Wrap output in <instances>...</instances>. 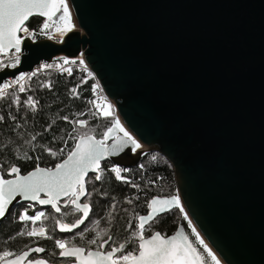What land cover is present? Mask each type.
I'll return each instance as SVG.
<instances>
[{
  "label": "water",
  "instance_id": "obj_1",
  "mask_svg": "<svg viewBox=\"0 0 264 264\" xmlns=\"http://www.w3.org/2000/svg\"><path fill=\"white\" fill-rule=\"evenodd\" d=\"M68 4L83 32H70L62 43L26 38L19 65L0 70V85L41 63L82 55L118 120L144 146L134 152L129 143L100 166L132 168L157 152L171 167L193 225L221 261L264 264V0ZM35 16L42 17L29 19ZM116 138L124 134L114 132L106 144ZM10 169L7 180H14ZM25 204L50 206L17 195L0 224ZM151 213L152 207L145 216Z\"/></svg>",
  "mask_w": 264,
  "mask_h": 264
},
{
  "label": "snow or ice",
  "instance_id": "obj_2",
  "mask_svg": "<svg viewBox=\"0 0 264 264\" xmlns=\"http://www.w3.org/2000/svg\"><path fill=\"white\" fill-rule=\"evenodd\" d=\"M59 13L60 24L56 28V32L62 37L74 29L72 23V15L69 10L67 0H0V53H6L9 49H15L16 53L21 52V46L24 44L26 38H34L36 33L30 31L29 27L25 25V22L29 17L34 14L47 17V20H52L54 16ZM49 28V24L44 22L41 29V34L48 35L44 30ZM20 33L26 34L25 37L20 36ZM51 39V36H48ZM59 42H63L62 40ZM20 63L19 58L16 59L15 63L11 65L4 64L3 68L12 67L16 68ZM63 63L76 64V60L63 59ZM80 64L84 61L81 59ZM45 68L50 65H44ZM2 70V69H0ZM69 72L71 69H67ZM32 75H35L33 73ZM89 72V76H91ZM25 79V75L19 76L20 81ZM10 85L5 83L3 87L7 89ZM20 91L23 92L24 88L21 87ZM75 91V90H73ZM27 103L35 107V102L28 98ZM107 111H104L105 118L111 115V105L104 106ZM82 115V113H81ZM4 119L0 116V121ZM67 120V117H63ZM72 123H79L81 127L86 126V121H76ZM115 126L108 128L104 133L103 138L96 140L92 136H81L79 137V143L75 144L74 150H72L67 159L56 165L55 170L40 168L38 165L35 171L29 173L27 176L20 175V169L18 167H11L10 174H15L17 177L14 180H5L0 175V220H3L5 215L9 211V205L15 199L17 195H23L25 199L32 201H38L42 205H51L56 212L61 211L59 206V197L67 196L68 204H71L76 212L83 213V216L76 219L72 224H63L60 221H56L60 225V231L68 232L72 231L73 228L79 227L87 219L90 207L88 204H80L79 200L81 196L87 195L85 187V177L88 172L97 173L91 180H101L103 169L100 167V161L102 158L109 154H116L121 152L126 145L131 143L133 150L139 149L141 145L120 125V122L116 120ZM114 132H123L124 139H115V143L109 147L106 141L112 138ZM35 139V137H33ZM53 156L56 155L50 149H46ZM63 149H61V153ZM39 159V157H37ZM111 173H114L116 179H124L121 176L122 169L118 166H113L109 169ZM123 171H127L124 169ZM131 183L130 181H126ZM133 187L137 185L133 184ZM40 193H45L49 196L48 199H40ZM131 202V201H129ZM67 206V204L65 205ZM152 207V213L148 216L139 217V228L141 231L144 229L145 224L154 219L155 215L163 212L170 211L173 207L178 208L179 212L183 214V219L188 221L189 227L192 226V221L188 218L187 212L180 202L178 195L173 196L169 199L153 198L149 205ZM159 206V207H156ZM44 212H39L35 216H29L25 211L19 219L22 221H35L40 220L44 217ZM98 223V222H97ZM192 232L196 235L199 244L203 246L204 251L211 257L213 264H220V261L212 253L211 249L204 243L203 239H200L199 233L192 227ZM24 235V233H20ZM28 236L32 237H47L44 228L39 230L33 228L27 233ZM141 243L139 245V254L136 255L133 252H128L119 259H114V254L117 251H122L124 245L121 244L119 248H113L107 253L101 252H89L87 257L84 256V249L75 247L67 249L66 243L62 240H57L56 247L62 251L60 255L63 257H74L79 264H120V260L124 264H205V259L200 253L194 248L191 242L188 241L187 237L183 233H178L177 236H173L171 239H165L159 232H157L150 240H144L143 236H140ZM95 243V240L91 241ZM103 246V245H101ZM32 252L42 253L45 251L42 247L31 249ZM14 254L9 251H4L0 255V261H5V264H22L27 259L29 252H24L22 255L17 256L14 260H6V258L13 256ZM28 264H47V261L43 259L28 260Z\"/></svg>",
  "mask_w": 264,
  "mask_h": 264
},
{
  "label": "trees",
  "instance_id": "obj_3",
  "mask_svg": "<svg viewBox=\"0 0 264 264\" xmlns=\"http://www.w3.org/2000/svg\"><path fill=\"white\" fill-rule=\"evenodd\" d=\"M44 21L45 18L35 16L25 23L30 31L36 33L35 37L31 38L32 41L42 40L43 37L38 34H41ZM7 53L12 54L13 51L0 55L6 57ZM57 60L55 58L51 64L45 63L50 67L42 72L33 71L27 77V85H23V92L12 90L0 97V116L4 117L0 121V173L5 178L6 172L13 166L18 167L21 174L28 173L37 165L41 168H53L66 158L79 137L94 136L102 139L108 128L114 125L115 117L111 102H108L112 106L108 118L92 114L95 110L90 105L95 86L94 78L84 69L71 68L69 74L50 69L56 67ZM33 73L35 75H32ZM29 97L35 102L34 108L27 103ZM63 117H67V120ZM76 121H86V126L81 127L79 123H72ZM46 149H50L56 155H51ZM137 175L138 184L135 182L124 184L120 179L108 177L100 183L93 181L95 187L89 189L88 197L94 203V208L109 206L107 201L110 198L104 194L106 192L109 196L131 195L130 200H125L126 205L132 206L133 202L134 207L141 208L153 195L165 194L170 197L177 195L171 167L156 153L142 157ZM133 184L137 187H133ZM20 206L15 210V220L5 222L1 235L9 236L19 231L24 233L25 227L17 222L19 210L23 205ZM179 227L192 246L204 257L205 264H210L207 252L199 244L192 227H189L188 221L183 219L182 214L180 215L178 208L166 214L164 224H151L152 230H160L165 236L173 235ZM23 237L25 239L24 235Z\"/></svg>",
  "mask_w": 264,
  "mask_h": 264
},
{
  "label": "flooded vegetation",
  "instance_id": "obj_4",
  "mask_svg": "<svg viewBox=\"0 0 264 264\" xmlns=\"http://www.w3.org/2000/svg\"><path fill=\"white\" fill-rule=\"evenodd\" d=\"M142 149L139 148L138 150ZM137 149L134 152L138 151ZM152 153V152H150ZM149 154V153H147ZM146 155V154H145ZM144 155V156H145ZM143 156V157H144ZM163 158V157H162ZM142 159V158H141ZM164 159V158H163ZM165 160V159H164ZM166 161V160H165ZM141 162V160H140ZM132 168H122L121 175L124 179H120L124 184H128L126 181L139 183L137 168L140 164ZM113 166L109 161H106L101 164V169H103L101 180H91V177H94L97 174L88 175L86 178V191L87 195L79 202L80 204H88L90 206V211L88 213L87 219L84 220V223L79 227H76L72 231L62 232L60 231V225L56 223V221H60L63 224H72L76 219L83 216V213L76 212L71 204H68L67 197L64 200L59 201V206L61 207L60 212H56L55 209L50 205L46 208H41L35 205V210L32 213H28L29 216H35L39 212H44L45 215L40 220L35 221L33 228L39 230L41 227L45 229V233L47 237H51V239L44 237H31L28 236L27 233L32 224L17 219V222L21 223L24 228V236L20 235L23 233L19 231L17 233H13L12 235L6 236L0 234V255L3 254L4 251L12 252L14 255L6 258V260H10L20 256L24 252H29V256L25 260H35V259H43L47 261L48 264H76L77 261L74 257H63L60 255L62 251L60 248L56 247V241L62 240L66 243L67 249H72L75 247L83 248L84 256L87 257L89 252H101L107 253L111 251L113 248H119L121 244L124 245L122 251H117L114 254V259H119L123 255L128 252H133L134 254H139V245L142 242L140 236L142 235L144 240L150 238L154 233L159 232L163 237L165 233H162L160 230H152L151 224L155 225L157 223L164 224L166 214L169 212L175 211L177 208L166 212L158 217H155L151 222L145 224L144 229L141 231L139 228V217L145 216L150 211V201L155 197L167 198L170 196H166L165 194L153 195L146 202L143 208L134 207V203L132 202V206H128L125 203L126 199L131 198L132 196H116L110 195L106 192L108 196V207L103 208H94V203L90 200L89 189L95 187L93 181L100 183L106 177L114 179L116 178L114 173H111L109 169ZM127 169V171H123ZM0 175H2L0 173ZM6 175V174H5ZM3 176V175H2ZM5 180L8 179L3 176ZM99 188V186H96ZM135 194H137L135 192ZM172 197V196H171ZM67 204V206H65ZM64 205V206H63ZM22 206V205H21ZM20 206V207H21ZM15 210H18V206L13 208L7 218L1 222L0 224V233H2L3 228L5 226V222L8 220L10 222L15 220ZM24 211V207L19 210V217L22 215ZM98 222V223H97ZM17 224V223H15ZM21 225V226H22ZM180 225V224H179ZM22 226V227H23ZM179 228L174 232L173 235H177ZM95 240V243H91V241ZM103 245V246H101ZM42 247L45 249L42 253L32 252L31 249ZM4 261H0L2 264ZM120 264H124L122 260H120Z\"/></svg>",
  "mask_w": 264,
  "mask_h": 264
},
{
  "label": "rangeland",
  "instance_id": "obj_5",
  "mask_svg": "<svg viewBox=\"0 0 264 264\" xmlns=\"http://www.w3.org/2000/svg\"><path fill=\"white\" fill-rule=\"evenodd\" d=\"M67 3H68V0H67ZM69 5V4H68ZM69 10H70V12H71V9H70V6H69ZM59 13H57V15L56 16H54L53 17V19L52 20H47V17H43V18H45V21L44 22H47L48 24H49V28L48 29H46V30H44V31H46L47 33H48V35L46 36V35H43V34H41V35H39L41 38H42V40H44V39H46V40H52V41H55V42H57V43H59V41H61V40H63V38L67 35V34H69V33H67L66 35H64V36H60L57 32H56V28L59 26V24H60V21H59V19H58V17H59ZM71 15H72V23H73V25H74V29L71 31V32H73V31H77V30H79L81 33L83 32V31H81L78 27H77V25H76V22H75V20H74V17H73V14H72V12H71ZM42 29V28H41ZM48 36H51L52 38L51 39H49L48 38ZM31 39V38H30ZM31 41H32V39H31ZM17 54H19V53H16L15 51H14V53H12V54H10V53H7L6 54V57L4 56V57H2L1 55H0V69H4L3 67H2V65H4V64H8V65H11L13 62H15V61H13L12 59L14 58V59H16L15 57L17 56ZM65 57H58L57 59V61L58 62H55V63H57L56 64V67H52V68H50V69H59V68H63V67H67V69H71V68H84V66H83V64H80L79 63V61L82 59L81 58V55H79L77 58H74V59H68V60H76L77 61V63L76 64H67V65H65L64 63H63V59H64ZM52 63V62H51ZM51 63H49V64H51ZM44 65H47V64H43V65H41V66H39L38 67V71L37 72H42L43 70H45L46 68L44 67ZM8 68H12V67H8ZM85 69V68H84ZM12 90H20V88H16V89H12ZM12 90H9V91H12ZM8 91V92H9ZM7 93V92H6ZM108 102H110V101H108V100H104V106L105 105H108L109 103ZM112 105V104H111ZM113 106V105H112ZM108 109H106L105 107H103V108H100V113H101V116L102 115H104V111H107ZM112 111H113V114H114V120L116 121V120H118V118H117V115H116V113H115V111H114V107H113V109H112ZM92 114L93 115H95L94 114V110L92 111ZM96 117H101L100 116V114L99 115H95ZM114 121V122H115ZM119 121V120H118ZM120 122V121H119ZM120 125L123 127V125L121 124V122H120ZM112 126H115V124L114 125H112ZM111 126V127H112ZM124 128V127H123ZM125 129V128H124ZM125 131H127L128 132V130L127 129H125ZM122 134H123V132H121ZM129 133V132H128ZM130 134V133H129ZM104 135V134H103ZM131 135V134H130ZM73 146H74V144H73ZM141 148V147H140ZM152 153H156L158 156H160L161 157V155L160 154H158L157 152H152ZM129 200H130V198H129ZM185 212H186V209H185ZM180 215H181V213H180ZM183 215V214H182ZM188 218L190 219V217L188 216ZM191 220V219H190ZM191 227H194L195 228V226L193 225V223H192V226ZM196 229V228H195ZM178 232L179 233H183V235L184 236H186V234L184 233V231L181 229V227H179V230H178ZM196 232H198V230L196 229ZM199 233V232H198ZM199 236H200V239H203L204 240V238L200 235V233H199ZM188 239V238H187ZM189 241V240H188ZM204 243L208 246V248L209 249H211V251H212V253L217 257V259L220 261V264H224L222 261H221V259L216 255V253L212 250V248H210L209 247V245L207 244V242L204 240ZM208 256V255H207ZM209 257V256H208ZM209 263L210 264H213V261H212V259H211V257H209Z\"/></svg>",
  "mask_w": 264,
  "mask_h": 264
},
{
  "label": "built area",
  "instance_id": "obj_6",
  "mask_svg": "<svg viewBox=\"0 0 264 264\" xmlns=\"http://www.w3.org/2000/svg\"><path fill=\"white\" fill-rule=\"evenodd\" d=\"M20 36H22V37H25L26 36V34H24V33H20L19 34ZM38 35H41V34H38ZM13 53H14V51H13ZM20 54L21 53H19V54H17V56L15 57L16 59L17 58H20ZM81 58H82V60L84 61V59H83V57H82V55H81ZM16 59H12V60H16ZM43 64H45V63H41V64H39V66H41V65H43ZM39 66H37V67H35L34 68V71L35 72H37L38 71V67ZM83 66H84V68H79V69H84V70H86L87 71V73L89 74V72H90V70L88 69V67H87V65H86V63H85V61H84V63H83ZM52 70H54V71H56V72H60V73H65V74H69V71L67 70V67H63V68H59V69H52ZM32 73V72H31ZM31 73H25L24 75H25V79L24 80H22V81H20L19 83H17L16 81L19 79V76L20 75H22V74H20V75H17V76H15L14 78H7V79H5L4 81H3V83L0 85V97H2L3 95H5L6 94V92H8L9 90H12V89H16V88H21V87H23V85H27V77L31 74ZM92 74V73H91ZM93 78H94V80H95V86H94V90H93V98H92V100H91V102H90V105H91V108L93 109H95L94 110V114L95 115H101V113H100V108H103L104 107V100H108V98L106 97V95H105V93H104V91H103V89H102V87H101V85H100V83H99V81L93 76V74L91 75ZM5 83H7V84H9L10 86L7 88V89H5L4 87H3V85L5 84ZM109 101V100H108ZM23 207H24V211L22 212V214L25 212V211H27V213H32V212H34V210H35V205H33V204H25V205H23ZM26 222V221H25ZM27 223H30V224H32L31 225V227H30V229H29V231H31L32 229H33V225H34V223L32 222V221H27ZM32 237V236H31Z\"/></svg>",
  "mask_w": 264,
  "mask_h": 264
},
{
  "label": "bare ground",
  "instance_id": "obj_7",
  "mask_svg": "<svg viewBox=\"0 0 264 264\" xmlns=\"http://www.w3.org/2000/svg\"><path fill=\"white\" fill-rule=\"evenodd\" d=\"M77 31H79V30H77ZM73 32H75V31H73ZM141 147H142V149H144V146L141 145ZM179 198H180V197H179ZM180 202H181L182 206L184 207V205H183L181 199H180ZM184 209H185V207H184Z\"/></svg>",
  "mask_w": 264,
  "mask_h": 264
}]
</instances>
